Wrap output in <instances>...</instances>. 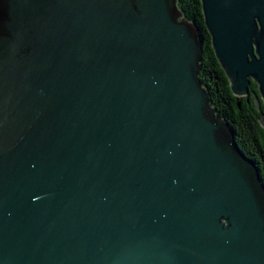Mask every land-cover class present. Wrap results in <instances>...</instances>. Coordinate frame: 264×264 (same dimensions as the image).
I'll list each match as a JSON object with an SVG mask.
<instances>
[{"label": "water", "instance_id": "1", "mask_svg": "<svg viewBox=\"0 0 264 264\" xmlns=\"http://www.w3.org/2000/svg\"><path fill=\"white\" fill-rule=\"evenodd\" d=\"M201 2L264 127V0ZM202 62L179 0H0V264H264V181Z\"/></svg>", "mask_w": 264, "mask_h": 264}, {"label": "trees", "instance_id": "2", "mask_svg": "<svg viewBox=\"0 0 264 264\" xmlns=\"http://www.w3.org/2000/svg\"><path fill=\"white\" fill-rule=\"evenodd\" d=\"M179 7L200 28L203 39V62L200 80L209 91L214 107L235 130V137L240 149L252 159L260 169L264 181V127L260 121L261 112L253 94L259 96L258 84L252 81L251 95L241 99L233 94L228 77L222 69L214 49L211 36L206 28L201 0H179ZM264 112V104H262Z\"/></svg>", "mask_w": 264, "mask_h": 264}]
</instances>
